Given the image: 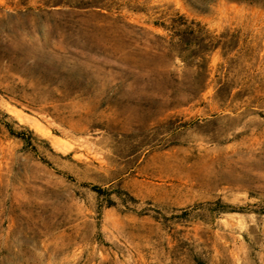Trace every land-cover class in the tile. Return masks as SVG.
Listing matches in <instances>:
<instances>
[{
	"label": "rangeland",
	"instance_id": "obj_1",
	"mask_svg": "<svg viewBox=\"0 0 264 264\" xmlns=\"http://www.w3.org/2000/svg\"><path fill=\"white\" fill-rule=\"evenodd\" d=\"M58 1L0 0V264H264V0Z\"/></svg>",
	"mask_w": 264,
	"mask_h": 264
},
{
	"label": "trees",
	"instance_id": "obj_2",
	"mask_svg": "<svg viewBox=\"0 0 264 264\" xmlns=\"http://www.w3.org/2000/svg\"><path fill=\"white\" fill-rule=\"evenodd\" d=\"M59 4L60 3L58 0H45V5L57 6ZM192 25H194L193 21L188 22L184 16L180 15L179 20L173 21V23L169 27L168 25H165L164 23L161 24V27L164 30H169V31L173 30L171 37L175 39L177 44L182 48L181 52H186L188 55L193 56V54L197 52L196 49L200 46V43L196 40V37L194 36V29ZM170 28H173V29H170ZM215 47H216L215 45L214 46L212 45V48H215ZM4 125H5L7 132L12 137L26 142L27 139L24 133H22V131H17L8 123H4ZM19 127L23 128V126H19ZM26 130L29 133H32L31 130L27 128ZM91 189L95 192H102L101 189L95 185L91 186Z\"/></svg>",
	"mask_w": 264,
	"mask_h": 264
}]
</instances>
